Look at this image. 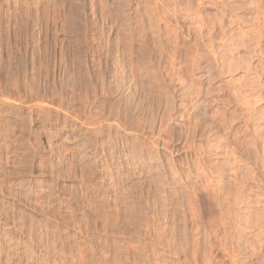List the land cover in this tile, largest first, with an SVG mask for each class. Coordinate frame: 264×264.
I'll list each match as a JSON object with an SVG mask.
<instances>
[{"label": "rangeland", "instance_id": "1", "mask_svg": "<svg viewBox=\"0 0 264 264\" xmlns=\"http://www.w3.org/2000/svg\"><path fill=\"white\" fill-rule=\"evenodd\" d=\"M263 15L264 0H0V264H264ZM214 52L223 74L193 63ZM248 132L257 150H234Z\"/></svg>", "mask_w": 264, "mask_h": 264}, {"label": "bare ground", "instance_id": "2", "mask_svg": "<svg viewBox=\"0 0 264 264\" xmlns=\"http://www.w3.org/2000/svg\"><path fill=\"white\" fill-rule=\"evenodd\" d=\"M169 1H170V0H169ZM262 1H263V0H262ZM215 2H216V1H215ZM258 2H259V1H257V3H258ZM261 3H262V2H261ZM258 4H259V3H258ZM256 5H257V4H256ZM262 7H263V6H262ZM255 9H256V8H255ZM258 10H259V8H258ZM137 11H138V10H137ZM152 11H153V10H152ZM222 11H223V10H222ZM228 11H229V10H228ZM262 11H263V10H262ZM183 12H184V11H183ZM188 12H189V11H188ZM253 12H254V11H253ZM229 13H230V12H229ZM231 13H232V12H231ZM258 13H259V12H258ZM194 14H195V13H194ZM227 14H228V13H227ZM234 14H235V13H234ZM230 15H231V14H230ZM256 15H258V14L256 13ZM259 15H260V14H259ZM187 16H188V15H187ZM223 16L225 17V15L222 14V18H223ZM263 16H264V15H263ZM190 17H192V16H190ZM200 17H201V16H200ZM228 17H230V16H228ZM228 17H227V19H230V18H228ZM233 17H234V16H233ZM259 17H260V16H259ZM188 18H189V16H188ZM192 18H193V17H192ZM196 18H197L198 20L201 19V18H199V16L196 17ZM231 18H232V15H231ZM225 19H226V18H225ZM255 19H256V17H255ZM262 19H263V18H262ZM188 20H189V19H188ZM190 20H191V18H190ZM194 20H195V18H194ZM230 20H231V21H232V20H235V18H232V19H230ZM230 20H229V22H230ZM200 21H201V20H200ZM221 21H222V20H221ZM221 21H220V22H221ZM235 21H236V20H235ZM237 21H238V20H237ZM239 21H241V20H239ZM190 22H191L190 24H194V23H195V22L193 21V19H192V21H190ZM193 22H194V23H193ZM196 22H198V21H196ZM257 22H259V20H258ZM245 23H246V22H245ZM199 24H200V23H199ZM213 24H214V23H213ZM232 24H233V23H232ZM236 24H237V23H236ZM240 24H242V23H240ZM261 24H262V22H261ZM118 25H119V24H118ZM194 25H196V24H194ZM197 25H198V24H197ZM204 25H205V24H204ZM219 25H220V24H219ZM230 25H231V22H230ZM243 25H244V24H243ZM243 25H242V26H243ZM263 25H264V24H263ZM189 26H190V25H189ZM201 26H202V25H201ZM225 26H226V25H225ZM256 26H257V25H256ZM119 27H120V26H119ZM171 27H172V26H171ZM210 27H211V26H210ZM210 27H209V28H210ZM197 28H200V27H197ZM220 28H221V27H220ZM224 28H225V27H224ZM227 28H230V27H227ZM185 29H186V28H185ZM192 29H193V28H192ZM202 29H203V28H202ZM245 29H246V28H245ZM190 30H191V29H190ZM210 30H211V28H210ZM220 30H221V29H220ZM254 30H255V29H254ZM259 30H260V29H259ZM124 31H125V30H124ZM124 31H123V32H124ZM226 31H227V30H226ZM229 31H230V30H229ZM242 31H243V30H242ZM246 31H247V30H246ZM246 31H245V32H246ZM192 32H195V30L192 31ZM213 32H214V31H213ZM218 32H219V31H218ZM238 32H239V31H238ZM256 32H257V31H256ZM198 33H199V32H198ZM198 33H194V35H195V34H198ZM221 33H222V32H221ZM221 33H219V34H221ZM228 33H229V32H228ZM239 33H240V32H239ZM239 33H238V34H239ZM135 34H136V33H135ZM192 34H193V33H192ZM192 34H191V35H192ZM223 34H224V33H223ZM226 34H227V33H225L224 35H226ZM229 34H231V32H230ZM243 34H244V33H243ZM247 34H248V33H247ZM250 34H251V33H250ZM194 35H193V36H194ZM202 35H203V34H202ZM206 35L209 36L210 33H209V35H208V34H206ZM211 35H212V34H211ZM213 35H214V34H213ZM248 35H249V34H248ZM248 35H247V36H248ZM257 35H258V34H257ZM162 36H163V35H162ZM200 36H201V35H200ZM217 36H218V35H217ZM227 36H229V35H227ZM230 36H232V34H231ZM230 36H229V37H230ZM237 36H238V35H237ZM241 36H242V35H241ZM244 36H245V34H244ZM196 37H197V35H196ZM196 37H194V38H196ZM211 37H212V36H211ZM211 37H210V38H211ZM225 37H226V36H224V38H225ZM242 37H243V36H242ZM242 37H241V38H242ZM259 37H260V36H259ZM263 37H264V36H263ZM112 38H113V37H112ZM202 38H203V37H202ZM204 38H206V37H204ZM213 38H214V37H213ZM226 38H227V37H226ZM241 38H239V39L241 40ZM255 38H256V37H255ZM257 38H258V37H257ZM261 38H262V37H261ZM105 39H106V38H105ZM192 39H193V37H192ZM207 39H208V38H207ZM218 39H219V38H218ZM220 39H221V38H220ZM236 39H237V38H235V41H236ZM243 39H244V38H243ZM250 39H251V38H250ZM193 40H194V39H193ZM196 40H197V39H196ZM203 40H204V39H202V41H203ZM205 40H206V39H205ZM209 40H210V39H209ZM209 40H206V41L208 42ZM223 40H227V39H223ZM223 40H222V43H223ZM232 40H233V38H232ZM232 40H230V41L232 42ZM172 41H173V40H172ZM233 41H234V40H233ZM245 41H246V40H245ZM173 42H174V41H173ZM195 42H196V41H195ZM198 42H199V41H198ZM198 42H197V43H198ZM210 42H211V41H210ZM210 42H209V43H210ZM220 42H221V40H220ZM220 42H219V43H220ZM228 42H229V39H228ZM239 42H240V41H239ZM247 42H248V41H247ZM256 42H257V44H258V40H257ZM199 43H200V42H199ZM203 43H205V42L203 41ZM213 43H214V42H213ZM237 43H238V40H237ZM245 43H246V42H245ZM116 44H117V43H116ZM200 44H201V43H200ZM227 44L229 45V43H227ZM239 44H240V43H239ZM30 45H31V44H30ZM206 45H207V43H206ZM222 45H223V44H222ZM234 45L237 46V44H236L235 42H233V44L231 43V46H234ZM242 45H243V44H242ZM258 45H259V44H258ZM27 46H28V45H27ZM202 46H203V45H202ZM226 46H227V45H226ZM231 46H230V47H231ZM254 46H255V45H254ZM17 47H18V46H17ZM200 47H201V46H200ZM215 47H216V46H215ZM228 47H229V46H228ZM258 47H259V46H258ZM202 48H203V47H202ZM254 48H255V47H254ZM259 48H260V47H259ZM84 49H85V48H84ZM213 49H214V47H213ZM213 49H212V50H213ZM219 49H220V48H219ZM229 49H230V48H229ZM231 49H232V48H231ZM109 50H110V49H109ZM217 50H218V48H217ZM221 50H223V48H222ZM224 50H225V49H224ZM253 50H254V49H253ZM257 50H258V49H257ZM259 50H260V53L263 52V51H261V48H260ZM85 51H86V50H85ZM110 51H111V50H110ZM130 51H131V50H130ZM149 51H151V50H149ZM213 51H214V50H213ZM213 51H212V52H213ZM141 52L143 53L144 50L141 51ZM147 52H148V51H147ZM204 52H205V50H204ZM215 52H218V51H215ZM215 52L212 53V55L207 54V56H205L206 54H204V56H203V54H202V56H200V55H201V54H200V55H199L200 58H199L198 56H195V57L193 56L195 59H196V57H197V59H198L199 61H194V58L192 57V58H193V61H194V62H193V61H192V62L195 63V64H196V62H197L196 67H199V64H200L201 60H203V62H205V64L208 63L207 65H209V66H212V64H213V65L215 64L216 69L219 71V73H220V74H223V72H224V71H223V68H224V66H223V63H224L223 60H224L226 54H225V55H222V54H221V56H224V58H223V57H219L220 54L217 55ZM223 52H224V51H222L221 53H223ZM225 52H226V51H225ZM142 53H141V57H143V55H146V57H147V53H146V54L144 53L143 55H142ZM218 53H219V52H218ZM226 53H227V52H226ZM236 53H237V52H236ZM253 53H254V52H253ZM251 54H252V53H251ZM255 54H256V53H255ZM261 54L264 55V52L261 53ZM108 55H109V54H108ZM139 55H140V54H139ZM242 55H243V54H242ZM263 55H262V56H263ZM9 56H10V55H9ZM229 56H231V55L229 54ZM99 57H100V56H99ZM141 57H140L139 59H142ZM146 57H145V58H146ZM234 57H235V56H234ZM62 58H63V57H62ZM109 58H110V57H109ZM226 58H227V57H226ZM244 58H246V57H244ZM171 59H172V58H171ZM227 59H228V58H227ZM231 59H232V58H231ZM231 59H230V60H231ZM29 60H30V59H29ZM142 60L145 61L144 59H142ZM149 60H150V59H149ZM230 60H229V61H230ZM233 60H234V58H233ZM246 60H247V59H246ZM258 60H259V59H258ZM260 60H261V59H260ZM143 61H142V62H143ZM225 61H226V60H225ZM231 61H232V60H231ZM116 62H117V61H116ZM118 62H119V61H118ZM142 62H139V64L142 63ZM189 62H190V61H189ZM243 62H244V61H243ZM243 62H242V64L244 65ZM108 64H109V63H108ZM225 64H226V63H225ZM225 64H224V65H225ZM238 64H239L238 62H234V61L231 62V63H229V68H231L230 70L234 69V71H237V69H238L237 66H239ZM245 64H247V63H245ZM250 64H251V63H250ZM42 65H43V64H42ZM142 65L145 66V64H142ZM193 65H194V64H193ZM183 66H184V65H183ZM215 66H213V67H215ZM225 66H227V64H226ZM53 67H54V66H53ZM64 67H65V66H64ZM146 67H147V66H146ZM246 67L248 68L249 66H246ZM246 67L244 66V70H245ZM144 68H145V67H144ZM144 68H143V70H144ZM147 68H148V67H147ZM193 68H194V67H193ZM211 68H212V67H211ZM226 68H227V67H226ZM149 69H150V68H149ZM240 69H242V71H244V70H243V67L240 68ZM252 69H253V68H252ZM259 69H260V68H259ZM86 70H87V69H86ZM145 70H146V69H145ZM197 70H198V69H197ZM224 70H225V69H224ZM238 70H239V69H238ZM246 70H247V69H246ZM250 70H251V69H250ZM261 70H263V69H261ZM124 71H125V69H124ZM149 71H150V70H149ZM167 71H168V70H167ZM167 71H166V72H167ZM198 71H199V70H198ZM232 71H233V70H232ZM234 71H233V72H234ZM7 72H8V71H7ZM144 72H146V71H144ZM227 72H228V71H227ZM229 72H230V71H229ZM233 72H232V73H233ZM245 72H246V71H245ZM258 72H259V71H258ZM118 73H119V72H118ZM123 73H124V72H123ZM139 73H140V72H139ZM148 73H149V72H148ZM242 73H243V72H242ZM149 74H150V73H149ZM227 74H228V73H227ZM256 74H257V72H256ZM261 74H263V73H261ZM261 74H260V75H261ZM145 75H146V74H144V76H145ZM150 75H151V74H150ZM250 75H251V74H250ZM5 76H6V75H5ZM26 76H27V75H26ZM151 76H152V75H151ZM199 76H200V75H199ZM242 76H243V75H242ZM86 77H87V76H86ZM120 77H122V76H119V78H120ZM172 77H173V76H172ZM122 78H123V77H122ZM122 78H120V79H122ZM148 78H149V76H148ZM256 78H258V77H256ZM259 78L261 79V77H259ZM150 79H151V77H150ZM150 79H149V80H150ZM240 79L242 80V78H240ZM155 80H156V78H155ZM162 80H163V79H162ZM237 80H238V79H237ZM243 80H244V79H243ZM231 81H232V80H231ZM246 81H247V80H246ZM246 81H244V82L242 83V85H243ZM249 81H250V80H249ZM259 81H260V80H259ZM13 82H14V81H13ZM149 82H150V81H149ZM157 82H160V83H161L160 80L157 81ZM162 82H163V81H162ZM153 83H154V81H153ZM163 83H164V82H163ZM163 83H161V84H163ZM239 83H240V82H239ZM14 84H15V83H14ZM145 84H146V83H145ZM157 84H158V83H157ZM257 84H258V83H257ZM262 84L264 85L263 82H262ZM232 85H233V84H232ZM242 85H241V86H242ZM1 86H2V85H1ZM8 86H9V85H8ZM19 86H20V85H19ZM30 86H31V85H30ZM161 86H162V85H161ZM161 86H160V87H161ZM237 86H238V85H237ZM241 86H240V87H241ZM260 86H261V85H260ZM155 87H157V86H155ZM240 87H238V88H240ZM7 88H8V87H7ZM26 88H27V87H26ZM29 88H30V87H29ZM157 88H159V87H157ZM234 88H235V87H234ZM246 88L248 89V86H247V85H246ZM0 89H1V88H0ZM20 89H21V88H20ZM24 89H25V88H24ZM32 89H33V88H32ZM242 89H245V88H240V90H242ZM247 89H245L246 92H247ZM252 89H253V88H252ZM256 89H257V87H256ZM256 89H255V90H256ZM240 90H239V91H240ZM250 90H251V89H250ZM250 90H249V91H250ZM255 90H254V91H255ZM257 90H258V89H257ZM233 91H234V90H233ZM242 91H243V90H242ZM249 91H248V92H249ZM236 92H238V91H236ZM236 92H235V93L233 92V94H235V97H236L237 94H238V93H236ZM243 92H244V91H243ZM257 92H258V91H257ZM0 93H1V92H0ZM65 93H66V92H65ZM244 93H245V92H244ZM19 94H20V93H19ZM194 94H195V93H194ZM231 94H232V93H231ZM233 94H232V95H233ZM240 94H241V93H240ZM242 94H243V93H242ZM245 94H246V93H245ZM1 95H2V94H1ZM1 95H0V96H1ZM4 95H5V94H4ZM34 95H35V94H34ZM37 95H38V94H37ZM76 95H77V94H76ZM92 95H94V94H92ZM187 95H188V94H187ZM238 95H239V94H238ZM256 95H257V96H256ZM256 95H255L254 98H257V100L252 101V102H253L252 104H255V103H256L255 101H258V102L261 101V98H262V97H260L261 95L259 96V93L256 94ZM28 96H29V95H28ZM113 96H114V95H113ZM189 96H190V95H189ZM1 97L4 98L5 96H1ZM41 97H42V96H41ZM77 97H78V96H77ZM218 97H219V96H218ZM235 97H232V98H235ZM247 97H248V96H247ZM7 98H8V97H7ZM54 98H55V97H54ZM93 98H94V97H93ZM184 98H185V97H184ZM195 98H196V97H195ZM251 98H252V96H251ZM254 98H253V99H254ZM32 99H33V98H32ZM36 99H37V98H36ZM46 99H47V98H46ZM84 99H86V98H84ZM237 99H241V97L238 96V97H236V99H234L233 101H235V100H237ZM242 100H243V99H242ZM247 100H249V99H247ZM251 100H252V99H251ZM251 100H249V102H250ZM259 100H260V101H259ZM80 101H81V100H80ZM167 101H168V100H167ZM195 101H196V100H195ZM237 101H238V100H237ZM47 102H48V101H47ZM168 102H169V101H168ZM238 102H239V103H242L241 105H245V104H246V103L243 104V102H241V100L238 101ZM254 102H255V103H254ZM23 103H24V102H23ZM170 103H171V102H170ZM187 103H188V102H187ZM233 103H234V102H233ZM239 103H238V104H239ZM48 104H49V103H48ZM52 104H53V103H52ZM249 104H250V103H248L247 105L249 106ZM256 104H257V103H256ZM34 105H36V104H34ZM38 105H39V104H38ZM43 105H44V104H43ZM50 105H51V104H50ZM86 105H87V104H86ZM98 105H99V104H98ZM100 105H101V104H100ZM241 105H240V106H241ZM247 105H245V106H247ZM21 106H22V105H21ZM44 106H45V105H44ZM170 106H171V105H170ZM186 106H187V105H186ZM37 107H38V106H37ZM117 107H118V106H117ZM238 107H239V106H238ZM249 107H250V106H249ZM35 108H36V106H35ZM38 108L41 109L42 107H41V108L38 107ZM57 108H58V107H57ZM194 108H195V107H194ZM251 108L253 109V106L250 107V110L252 111ZM76 109H77V108H76ZM246 109L248 110L249 108H247V107H246V108L243 107V109L241 108L242 111L244 110V112H245L244 114L247 113V110H246ZM54 110H55V109H54ZM58 110H59V109H58ZM235 110H236V109H235ZM250 110H249V112H250ZM236 111H238V112L240 113L239 108H238V110H236ZM253 111H254V110H253ZM92 112H93V111H92ZM108 112H109V111H108ZM95 113H96V112H95ZM239 113H238V115H239V116H242V119H243V120H242V121H243V127H242V128H243L244 130H246V131H249V129L252 128V126H249V121L251 122L253 119L251 120V119H250L251 116L247 115L248 117L246 118V116H245V120H246V121H244L243 114L240 115ZM4 114H5V113H4ZM82 114H83V113H82ZM190 114H191V113H190ZM195 114H197V109H193V110H192V115L194 116ZM222 114H223V113H222ZM249 114H250V113H249ZM253 114H254V113H252V115H253ZM250 115H251V114H250ZM14 116H15V115H14ZM164 116H165V115H164ZM193 116H192V118L194 119L195 117H193ZM1 117H2V116H1ZM81 117H82V116H81ZM81 117H80V119H81ZM188 117H189V116H188ZM237 117H238V116H237ZM249 117H250V118H249ZM253 117L255 118L254 115L252 116V118H253ZM260 117H261V116H260ZM260 117L258 116V118H260ZM48 118H49V117H48ZM87 118H89V117H87ZM87 118H86V119H87ZM90 118H91V117H90ZM94 118H95V117H94ZM192 118H191V119H192ZM44 119H45V118H44ZM80 119H79V120H80ZM195 119H196V118H195ZM260 119H261V118H260ZM263 119H264V117H263ZM263 119H262V120H263ZM20 120H21V119H20ZM55 120H56V119H55ZM68 120H69V119H68ZM90 120H91V119H90ZM222 120H223V119H222ZM12 121H13V120H12ZM52 121H53V120H52ZM71 121H72V120H71ZM81 121H83V120H81ZM104 121H105V120H104ZM192 121H194V120H192ZM196 121H198V120H195L194 122L196 123ZM255 121H257V120H255ZM258 121H259V120H258ZM258 121H257V122H258ZM260 121H261V120H260ZM260 121H259V123H260ZM5 122H6V121H5ZM84 122H85V121H84ZM84 122H83V123H84ZM89 122H90V121H87L86 123H89ZM111 122H112V121H111ZM194 122H193V123H194ZM252 122H253V121H252ZM257 122H256V123H257ZM96 123H97V122H96ZM104 123H106V122H104ZM139 123H140V122H139ZM261 123H262V122H261ZM91 124H92V123H91ZM197 124H198V123H197ZM251 124H252V123H251ZM257 124H258V123H257ZM7 125H8V124H7ZM193 125H195V124H193ZM11 126H12V125H11ZM122 126L125 127L124 124H122L121 127H122ZM162 126H163V125H162ZM197 126H198V125H197ZM254 126H255V125H254ZM254 126H253V127H254ZM257 126H258V125H257ZM130 127H131L134 131H136L137 133H140L139 135H136V136L134 137V138L137 139V141L139 140V137H140V136H141V137H144V136H145V135H144V128H141V126H139V125H134V123H133V124H131ZM139 127H140V128H139ZM159 127H160V126H159ZM192 127H193V126H192ZM195 127H196V125L193 127V129H195ZM13 128H14V127H13ZM116 128H117V127H116ZM118 128H119V127H118ZM162 128H163V127H162ZM162 128H161V129H162ZM257 128H258V127H257ZM109 129H110V128H109ZM123 129H124V128H122V130H123ZM189 130H190V129H189ZM189 130H188V131H189ZM254 130H255V129H254ZM254 130L251 129V131H253V132H254ZM258 130H259V129H258ZM150 131H151V130H150ZM191 131H192V130H191ZM191 131H190V132H191ZM242 131H243V130H242ZM259 131H260V130H259ZM69 132H70V131H69ZM132 132H133V131H132ZM159 132H160V131H159ZM253 132H252V133H253ZM255 132H257V134H258V131L255 130ZM255 132H254V133H255ZM21 133H22V132H21ZM46 133H47V132H46ZM94 133H95V132H94ZM151 133H152V132H151ZM223 133H224V132H223ZM223 133H222V132H219L218 134H215V135H214V137H213L214 140H212V141H213L212 144H213L214 150H218V148L220 147V146L218 145L219 143L221 144V143H223L224 141L229 140L227 133H225V134H223ZM248 133H250V132H248ZM252 133L249 134V135H250V138H249V136H246V135H245V140L242 139V140L244 141L243 143H242L241 139H240V140H239V139L234 140L233 143H232L233 146H234V150H238L241 146H243V144L246 143V146H248V145L250 146L251 151H253V152L256 151V150H257V149H256V148H257L256 145H258V144H257V142H256V144H255V138L258 137L259 135L254 134V136H253ZM1 134H2V133H1ZM191 134H192V133H190V136H191ZM246 134H247V133H246ZM130 135H131V134H130ZM143 135H144V136H143ZM247 135H248V134H247ZM255 135H256V137H255ZM127 136H128V135H127ZM158 136H159V135H158ZM254 137H255V138H254ZM157 138H158V137H157ZM232 138H233V137H232ZM234 138H235V137H234ZM142 139H143V138H142ZM133 140H134V139H133ZM140 140H141V138H140ZM157 140H158V139H157ZM157 140H155L154 142L151 141V142H153V143H151V144H152V145H153V144H156V143H157V142H156ZM253 140H254V141H253ZM240 141H241V142H240ZM149 142H150V141H149ZM183 143H184V142H183ZM227 143H229V141H228ZM237 143H238V144H237ZM239 143H240V145H239ZM262 143H263V142H262ZM27 145H28V144H27ZM163 145H164V144H163ZM227 145H228V144H226V146H227ZM229 145L232 146L231 144H229ZM263 145H264V144H263ZM15 146H16V145H15ZM17 146H18V145H17ZM135 146H136V145H135ZM211 146H212V145H211ZM221 146H222V145H221ZM226 146H225V147H226ZM239 146H240V147H239ZM140 147H141V146H140ZM209 147H210V146H209ZM209 147H208V149H209ZM255 147H256V148H255ZM259 147H260V146H259ZM228 148H229V147H228ZM228 148H227V149H228ZM147 149H150V148H147ZM211 149H212V147H211ZM231 149L233 150V147H231ZM242 149H243V148H242ZM246 149H247V148H246ZM246 149H245V150H246ZM252 149H256V150H252ZM138 150H139V149H138ZM167 150H168V149H167ZM228 150H229V149H228ZM228 150H227V151H228ZM248 150H249V148H248ZM248 150H247V151H248ZM140 151H141V150H140ZM140 151H139V152H140ZM149 151H150V150H149ZM211 151H212V150H211ZM230 151H231V150H229V152H230ZM247 151H246V152H247ZM13 152H14V151H13ZM209 152H210V149H209ZM221 152H222V151H221ZM231 152H232V151H231ZM231 152H230V153H231ZM235 152H236V151H235ZM232 153H233V152H232ZM141 155H142V154H138V157H137L140 166L143 165V160H141V158H142ZM232 155H233V154H232ZM238 155H239V154H238ZM240 155H241V153H240ZM247 155H249V154H247ZM235 156H236V155H235ZM241 156H242V155H241ZM233 157H234V156H233ZM196 158H197V157H196ZM238 158H239V157H238ZM57 159H58V158H57ZM243 159H244V158H243ZM4 160H5V159H4ZM197 161H198V160H197ZM241 161H242V160H241ZM246 161H247V160H246ZM253 164H254V163H253ZM261 165H263V164H261ZM52 166H53V165H52ZM79 166H80V165H79ZM161 166H162V165H161ZM205 166H206V165H205ZM248 166H249V165H248ZM253 166H254V165H253ZM263 166H264V165H263ZM187 167H188V166H187ZM200 167H201V166H200ZM222 167H223V166H222ZM251 167H252V166H251ZM248 168H249V167H248ZM251 169H253V168H251ZM254 169H255V170H254ZM254 169H253L254 172L257 171V170H256V169H257V166H256V168H254ZM143 170H144V169H143ZM198 170H200V169H198ZM80 171H81V170H80ZM157 171H158V170H157ZM202 171H203V170H202ZM202 171H201V172H202ZM222 171H223V170H222ZM247 171H248V169H247ZM236 172H237V171H236ZM249 172L251 173L250 168H249ZM158 173H159V171H158ZM237 173H238V172H237ZM250 173H248V174H249V177H250V175L253 173V171H252L251 174H250ZM203 174H204V173H203ZM232 174H233V173H232ZM253 174H254V173H253ZM255 174H257V172H256ZM155 175H156V174H155ZM192 175H193V174H192ZM199 175H200V174H199ZM233 175H234V174H233ZM186 176H187V174H186ZM195 176H196V175H195ZM234 176H235V175H234ZM253 176H254V175H253ZM253 176H252V177H253ZM255 176H257V175H255ZM255 176H254V177H255ZM160 177H161V176H160ZM160 177H159V178H160ZM199 177H200V176H199ZM199 177H197V178H199ZM249 177H247V178L249 179ZM252 177H251V178H252ZM261 177H262V176H261ZM157 178H158V177H157ZM190 178H191V177H190ZM188 179H189V178H188ZM252 179L254 180V178H252ZM252 179H249V180H250L249 182H251ZM255 179H256V178H255ZM233 180H235V182H236V179L233 178ZM238 180H239V179H238ZM238 180H237V182H238ZM243 180H244V179H243ZM253 180H252V182H253ZM257 180H258V179H257ZM117 181H118V180H117ZM241 181H242V179H241ZM241 181H240V182H241ZM246 181H248V180H246ZM201 182H202V181H201ZM244 182H245V181H244ZM254 182H256V181L254 180ZM196 183H197V182H196ZM205 183H206V182H205ZM230 183H232V182H230ZM233 183H234V182H233ZM214 184H215V183H214ZM234 184H235V183H234ZM240 184H243V181H242V183H240ZM247 184H249V183H247ZM257 184H259V183H257ZM261 184H262V183H261ZM203 185H204V184H203ZM217 185H218V184H217ZM217 185H216V186H217ZM232 185H233V184H232ZM232 185H231V186H232ZM243 185H244V184H243ZM243 185H242V187H243ZM253 185H254V184H253ZM259 185H260V184H259ZM201 186H202V185H201ZM235 186H236V185H235ZM237 186H239V182H238V185H237ZM6 187H7V186H6ZM202 187H203V186H202ZM206 187H207V186H206ZM210 187H211V186H210ZM228 187H229V186H228ZM239 187H240V186H239ZM248 187H249V186H248ZM233 188H234V186H233ZM237 188H238V187H235L234 189H237ZM256 188H259V187H256ZM231 189H232V188H231ZM241 189H242V188H241ZM241 189H240V190H241ZM238 190H239V188H238ZM238 190H237V191H238ZM240 190H239V193H238V192L236 193V194H240V197H239V198H241V192H240ZM263 190H264V187H263ZM263 190H262V192H263ZM232 191H234V190H232ZM242 191H243V190H242ZM260 191H261V190H260ZM226 192H227V191H226ZM234 192H236V190H235ZM234 192H233V193H234ZM262 192H261V193H262ZM261 193H260V194H261ZM213 194H214V193H213ZM215 195H216V194H215ZM231 195H232V194H231ZM228 196H229V195H228ZM234 196H237V198H238L239 195H235V193H234ZM263 196H264V194H263ZM263 196H261V197H263ZM230 197H231V196H230ZM259 197H260V195H259ZM259 197H258V199H259ZM261 197H260V198H261ZM213 198H214V197H213ZM215 198H216V197H215ZM233 198H234V197H233ZM237 198H236V199H237ZM256 198H257V196H256ZM98 199H99V198H98ZM234 199H235V198H234ZM233 201H234V200H233ZM253 203H254V202H253ZM262 207H263V206H262ZM227 208H228V207H227ZM230 208H231V207H230ZM182 210H183V209H182ZM260 210H261V209H260ZM231 211H232V210H231ZM154 212H155V211H154ZM228 212H229V211H228ZM243 212H244V211H243ZM261 213H262V212H261ZM111 216H112V215H111ZM86 217H87V216H85V218H86ZM149 217H150V216H149ZM256 217H257V216H256ZM150 219H151V218H150ZM183 220H184V219H183ZM244 220H245V219H244ZM258 220H259V219H258ZM245 221H246V220H245ZM137 223H138V222H137ZM237 223H238V222H237ZM253 223H254V222H253ZM104 224H105V223H104ZM155 224H156V223H155ZM173 225H174V224H173ZM258 226L260 227L261 225H259V223H258L257 226H256V228H257ZM259 227H258V228H259ZM146 228H147V227H146ZM260 228H261V227H260ZM263 229H264V228H263ZM144 230H145V229H144ZM256 232H257V231H256ZM258 233H259V232H258ZM261 233H262V231H261ZM146 234H147V233H146ZM183 234H184V233H183ZM262 234H263V233H262ZM258 235H259V234H258ZM137 236H138V235H137ZM207 236H208V235H207ZM255 236H256V235H255ZM141 238H142V237H141ZM258 239H259V238H258ZM220 240H221V239H220ZM83 242H84V241H83ZM110 249H111V248H110ZM128 253H129V252H128ZM126 254H127V253H126ZM11 255H12V254H11ZM116 255H117V254H116ZM129 255H130V254H129ZM109 256H110V255H109ZM113 257H114V256H113ZM125 257H126V256H125ZM127 257H128V256H127ZM80 259H81V258H80ZM136 260H137V259H136ZM118 261H119V260H118ZM121 262H122V261H121ZM186 262H187V261H186ZM118 263H119V262H118Z\"/></svg>", "mask_w": 264, "mask_h": 264}]
</instances>
